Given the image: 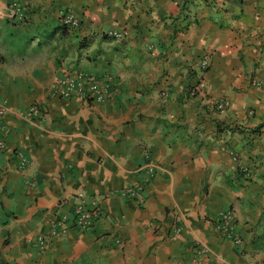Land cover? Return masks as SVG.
<instances>
[{"label": "crops", "instance_id": "0c3cea01", "mask_svg": "<svg viewBox=\"0 0 264 264\" xmlns=\"http://www.w3.org/2000/svg\"><path fill=\"white\" fill-rule=\"evenodd\" d=\"M11 2L0 0V264H264V0H24L21 18ZM78 70L113 75L114 97L48 96ZM35 102L44 117L16 114ZM148 160L142 197L118 195L144 183ZM81 191L102 216L40 251L36 235L73 217ZM228 209L240 244L217 229Z\"/></svg>", "mask_w": 264, "mask_h": 264}, {"label": "built area", "instance_id": "2783aa9c", "mask_svg": "<svg viewBox=\"0 0 264 264\" xmlns=\"http://www.w3.org/2000/svg\"><path fill=\"white\" fill-rule=\"evenodd\" d=\"M24 0H12L10 4V12L13 17L21 18L23 16V2ZM61 24L69 28H75L79 25L78 17L69 10H63L60 15ZM108 34L114 38H124L125 31L110 29ZM209 65L208 59H204L202 63L203 68ZM257 85L260 82H256ZM115 77L113 75H104L102 78H96L94 75L78 70L75 72L67 71L63 76L57 78L50 84L46 93L49 97L60 98H77L86 103L96 102L103 103L114 97ZM228 102L221 100L217 101V106L220 110H224ZM9 111L7 105L0 106V135L4 136L7 132V127L3 121L4 116ZM21 118L30 122L36 121L44 117L45 108L39 103L35 102L28 108L18 110L16 112ZM6 143L3 138H0V150L5 149ZM18 167L25 171L28 167V158L22 151H18ZM145 178L144 183L136 185L125 186L118 191V195L128 200H139L145 190V182L147 183L156 173V166L150 160L144 166ZM78 203L75 206L73 217L66 213H56L50 222L48 231L36 235V244L40 251H45L49 243L53 239H59L68 234L71 224H75L82 230L92 228L103 214V209L98 200H92L91 205L88 206L84 192L78 193ZM217 229L221 234L233 240L235 243H242L241 237L237 234L236 229V214L233 209H228L220 214L217 222ZM182 230L181 226L174 227L173 232L179 233ZM196 260L202 261L209 255V249L202 245H195Z\"/></svg>", "mask_w": 264, "mask_h": 264}, {"label": "trees", "instance_id": "16d2710c", "mask_svg": "<svg viewBox=\"0 0 264 264\" xmlns=\"http://www.w3.org/2000/svg\"><path fill=\"white\" fill-rule=\"evenodd\" d=\"M62 26H63L64 28H66V29L69 28L68 26H64V25H62Z\"/></svg>", "mask_w": 264, "mask_h": 264}]
</instances>
